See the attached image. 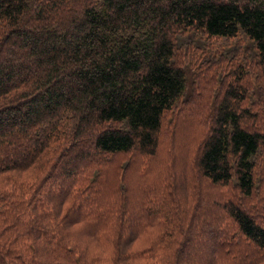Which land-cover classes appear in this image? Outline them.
I'll use <instances>...</instances> for the list:
<instances>
[{
    "label": "trees",
    "instance_id": "16d2710c",
    "mask_svg": "<svg viewBox=\"0 0 264 264\" xmlns=\"http://www.w3.org/2000/svg\"><path fill=\"white\" fill-rule=\"evenodd\" d=\"M0 264H264V0H0Z\"/></svg>",
    "mask_w": 264,
    "mask_h": 264
},
{
    "label": "rangeland",
    "instance_id": "374dc122",
    "mask_svg": "<svg viewBox=\"0 0 264 264\" xmlns=\"http://www.w3.org/2000/svg\"><path fill=\"white\" fill-rule=\"evenodd\" d=\"M180 42L192 43L202 48L208 47L207 44L200 42L198 37L193 36L191 33L180 39ZM244 42L248 43L243 39L229 41L218 39L214 41L213 49L206 50L203 48L202 50H199L200 53L198 54V57L200 58V61L191 62L185 66L186 75L188 77L186 94L192 91L195 80H197L202 74L207 75L209 72L217 73L219 65L228 64L232 57L241 58L245 48L248 47Z\"/></svg>",
    "mask_w": 264,
    "mask_h": 264
}]
</instances>
